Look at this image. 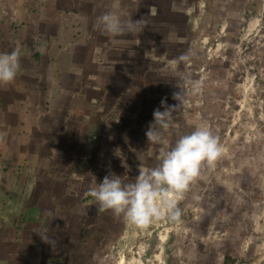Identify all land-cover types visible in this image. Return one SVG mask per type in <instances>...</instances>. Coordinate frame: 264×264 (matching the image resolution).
I'll list each match as a JSON object with an SVG mask.
<instances>
[{
  "label": "crops",
  "instance_id": "obj_1",
  "mask_svg": "<svg viewBox=\"0 0 264 264\" xmlns=\"http://www.w3.org/2000/svg\"><path fill=\"white\" fill-rule=\"evenodd\" d=\"M167 1L0 0V52L20 50L15 79L0 85V264H78L66 219L76 191L88 193L90 158L96 186L108 154L112 172L132 181L166 148V132L157 146L145 133L169 103L165 49L183 38V14ZM109 10L147 26L101 35L93 23ZM43 228L53 249L35 234Z\"/></svg>",
  "mask_w": 264,
  "mask_h": 264
},
{
  "label": "rangeland",
  "instance_id": "obj_2",
  "mask_svg": "<svg viewBox=\"0 0 264 264\" xmlns=\"http://www.w3.org/2000/svg\"><path fill=\"white\" fill-rule=\"evenodd\" d=\"M171 1L183 14V38L165 49L162 90L175 105L179 85L185 104L173 113L166 148L151 165L197 126L219 138L222 153L178 201L177 221L165 217L139 228L74 190L79 206L66 220L73 242L80 240L73 252L78 264H264V0ZM189 49L196 54L190 63H173ZM184 78L199 80L201 92L192 95ZM108 157L104 175L112 172ZM92 159L88 191L96 170L101 174Z\"/></svg>",
  "mask_w": 264,
  "mask_h": 264
},
{
  "label": "clouds",
  "instance_id": "obj_3",
  "mask_svg": "<svg viewBox=\"0 0 264 264\" xmlns=\"http://www.w3.org/2000/svg\"><path fill=\"white\" fill-rule=\"evenodd\" d=\"M147 26L144 17L124 18L117 11L109 10L96 16L93 29L101 35L122 36L139 33ZM196 54L189 49L173 61L174 64L190 63ZM20 68V50L0 52V85L11 83ZM192 95L201 92L199 80L184 78ZM173 92L175 105L161 100V111L153 112V121L145 133L148 143L164 142L163 134L171 125L173 113L185 104L183 90ZM219 138L206 126H197L190 133L181 135L170 148L163 153L160 163L145 169L138 165V174L131 182H123L114 172L105 175L101 182L89 189L87 195L99 205V211H111L115 216H123L130 224L146 228L154 221L167 217L177 221L182 215L178 201L184 197L190 185L200 176L204 164H213L221 155ZM94 179L96 177L93 175ZM49 215L51 213L49 212ZM46 228L35 231L41 241L53 249L58 243L47 234Z\"/></svg>",
  "mask_w": 264,
  "mask_h": 264
}]
</instances>
